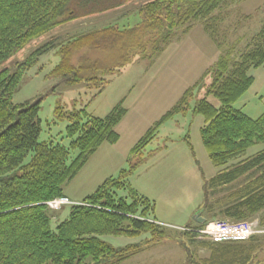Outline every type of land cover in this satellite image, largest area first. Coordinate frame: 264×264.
Here are the masks:
<instances>
[{"label":"trees","instance_id":"1","mask_svg":"<svg viewBox=\"0 0 264 264\" xmlns=\"http://www.w3.org/2000/svg\"><path fill=\"white\" fill-rule=\"evenodd\" d=\"M73 1L0 0V264H120L144 248L171 238L167 228L156 223L159 220L155 217V202L139 194L130 178L145 163L143 153L156 139L161 126L178 115H186L196 96V87L188 89L180 103L132 149L136 162L117 178H108L85 198L82 203L88 205H68L71 206L69 217L54 225L50 213L54 210L46 203L68 198L66 185L86 167L90 158L105 143L115 145L120 141L116 128L127 111L116 108L106 118H98L86 110H75L66 117L70 122L66 130L72 140L70 147L40 142V102H13L26 73L55 50L60 62L52 75L68 85L96 86L101 93L109 84L106 75L121 70L104 67L100 57L92 58L82 52H102L110 60L119 57L123 67L153 59L164 52L178 30L183 27L185 31L191 30L193 22L204 21L207 32L211 33L207 22L211 16L227 3L244 0H147L137 12L141 20L134 27L121 28L114 24L81 33L60 45L49 42L22 63H15L14 68L12 63L32 44L77 19L70 11ZM86 2L93 8L91 13L98 11L91 5L92 0H82L81 8ZM112 8L101 13L111 12ZM251 40L255 46L237 65L232 66L231 57L223 53L210 69L212 81L206 86V96L217 98L220 108L204 97L193 109L195 115L204 117L201 136L210 161L223 168L213 178L204 180L203 214L209 215H206L208 222L217 218L207 206L210 192L255 172L258 174L245 187L227 197L228 203L220 214L237 222L264 210V114L252 119L233 108L255 82L249 71L264 68V24ZM259 145L263 149L255 156L229 168L233 160L246 156ZM120 191H127L128 195L120 196ZM179 233L191 240L197 237ZM143 235L149 237L120 248L103 240L105 236L140 238ZM259 238L255 236L248 242L195 243L198 249L209 250L210 256L205 258H197L184 240L179 243L186 252V264H260L256 261Z\"/></svg>","mask_w":264,"mask_h":264},{"label":"rangeland","instance_id":"2","mask_svg":"<svg viewBox=\"0 0 264 264\" xmlns=\"http://www.w3.org/2000/svg\"><path fill=\"white\" fill-rule=\"evenodd\" d=\"M97 1L103 3H95ZM92 2L91 5L99 12L91 13L93 8L87 2L81 8L82 0H74L70 11L77 19L32 44L22 57L12 63L14 68L17 67L15 63H22L37 48L49 42L60 45L81 33L114 24L121 28L134 27L141 20L137 12L147 0L135 3H128L126 0ZM111 7V12L101 13ZM207 22L211 25V33L207 32L206 22H193L191 30L185 31L183 27L176 32L162 54L153 59L129 63L124 67L119 57L114 56L110 60L102 52H82V55L92 58L100 57L104 67L114 66L121 70V73L106 75L109 84L101 93L96 86H88L86 83L68 85L52 75L60 62V56L53 50L26 73L13 96L15 104L40 102V142H53L65 147H70L72 141L67 137L66 131L70 125L66 117L71 112L86 110L92 116L106 118L116 108L127 111L116 128L121 137L120 141L115 145H102L86 167L65 187V193L70 199L84 200L108 178H117L122 170H128L136 162L132 155L135 145L180 103L188 89L196 87V96L191 100L189 112L178 115L161 126L156 139L143 153L145 163L130 178L132 187L139 194L155 202V217L167 228V234L171 238L120 264H186L187 255L179 243L180 240L190 246L197 258L210 256L209 250L198 249L195 244L200 241L209 242L208 240L195 237L197 240L194 241L179 233L182 227L196 226L195 215L204 210L205 178H213L223 170L214 166L209 159L201 136V129L205 125L204 117L195 115L193 109L197 101L204 97L220 108L217 98L213 95L206 96V86L212 81L210 69L223 53L231 57L233 66L253 49L255 43L251 39L261 31L264 24V0L227 3ZM77 58L78 56L74 62H77ZM249 75L254 77L255 82L233 108L252 119H258L264 114V68L251 69ZM262 149L263 145L250 149L246 156L233 160L228 165L229 168L238 166ZM257 174L255 172L246 175L234 184L210 192L207 206L217 216L210 222L258 221L261 228H264V210L249 219L237 222L223 218L220 214L222 207L228 203L227 197L233 191L245 187ZM118 194L124 197L128 192L120 191ZM70 212L71 206L50 211L54 225L67 219ZM206 215L203 214L208 219L209 215ZM258 236L260 247L256 261L264 264V236ZM148 237L105 236L103 240L120 248L141 243Z\"/></svg>","mask_w":264,"mask_h":264},{"label":"built area","instance_id":"3","mask_svg":"<svg viewBox=\"0 0 264 264\" xmlns=\"http://www.w3.org/2000/svg\"><path fill=\"white\" fill-rule=\"evenodd\" d=\"M51 210H61L68 205H88L82 202H74L69 198L63 197L46 203ZM160 224V222H156ZM162 225V224H161ZM181 231L192 233L199 240H208L212 243H235L248 242L253 237L264 236V228H261L258 221L227 223L223 221L208 222L203 228L197 227H182Z\"/></svg>","mask_w":264,"mask_h":264},{"label":"water","instance_id":"4","mask_svg":"<svg viewBox=\"0 0 264 264\" xmlns=\"http://www.w3.org/2000/svg\"><path fill=\"white\" fill-rule=\"evenodd\" d=\"M194 221L199 225H205L208 223V219L203 216V211H200L195 215Z\"/></svg>","mask_w":264,"mask_h":264},{"label":"crops","instance_id":"5","mask_svg":"<svg viewBox=\"0 0 264 264\" xmlns=\"http://www.w3.org/2000/svg\"><path fill=\"white\" fill-rule=\"evenodd\" d=\"M106 144V143H105ZM112 145V144H111ZM65 195H66V193H65ZM67 196V195H66ZM68 197V196H67ZM69 198V197H68ZM70 199V198H69ZM72 201H74V202H82L83 200H76V199H71ZM152 246H150V247H146V248H144L141 252H143V251H145L146 249H148V248H151ZM141 252H139L138 254H140ZM138 254H136V255H138ZM135 256V255H134Z\"/></svg>","mask_w":264,"mask_h":264}]
</instances>
